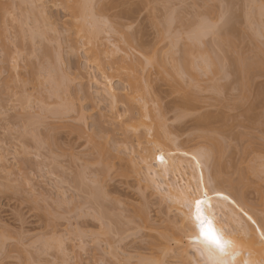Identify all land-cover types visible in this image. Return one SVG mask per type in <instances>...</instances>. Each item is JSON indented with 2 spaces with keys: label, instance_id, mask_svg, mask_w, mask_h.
I'll use <instances>...</instances> for the list:
<instances>
[{
  "label": "snow or ice",
  "instance_id": "1",
  "mask_svg": "<svg viewBox=\"0 0 264 264\" xmlns=\"http://www.w3.org/2000/svg\"><path fill=\"white\" fill-rule=\"evenodd\" d=\"M152 7L135 0H38L28 5L24 28L25 42L32 39L31 54L21 50L6 25L0 51V176L5 190H31L33 176L39 175L36 166L44 172L58 158L55 134L46 138L36 131L43 132L52 114L71 122L66 131L80 172L74 187L57 179L56 199L32 201L34 208L48 213V228L41 233H28L23 209H15V228L0 231V264H130L124 241L148 232L153 235L146 243L157 247L140 264H264V167L257 171L245 164L256 152L264 163V113L259 125L245 113L254 58L241 56L229 77L236 82L232 94L219 93L227 118L212 122L211 140L181 143L185 138L163 123L171 96L164 91L155 95L146 76L141 81V73L160 62L163 50L160 37L153 35L156 21L149 30L146 20L145 9ZM166 7V56L187 37L206 40L220 58L217 45L225 47L221 38L236 22V5L189 0ZM15 8L3 5L5 21ZM114 37L119 46L112 43ZM45 39L53 44L59 40L70 56L79 47V69L86 81L59 55L55 67L44 60L37 45ZM205 62L210 69L211 61ZM258 74L264 104V52ZM69 89L71 101L65 98ZM205 135L189 134L193 140ZM105 176L147 182L158 194L153 204L164 221L157 216L148 226L129 231L125 226H132L134 216L117 222L94 201L82 200L73 211L81 185L101 189ZM252 185L260 191L249 196L245 189Z\"/></svg>",
  "mask_w": 264,
  "mask_h": 264
},
{
  "label": "rangeland",
  "instance_id": "2",
  "mask_svg": "<svg viewBox=\"0 0 264 264\" xmlns=\"http://www.w3.org/2000/svg\"><path fill=\"white\" fill-rule=\"evenodd\" d=\"M50 2H52V0H50ZM53 2H55V0H53ZM135 2L138 5H144V6L149 4L153 5L151 10L145 9L146 20L149 23V30L153 27L151 23L152 20L154 19L156 21L155 28L157 29V31L154 32L153 35L154 37L157 35L161 37L159 39V44H160V48L163 50L159 52V56H160L159 60H161L162 63L159 62L157 64L158 66H160V68L157 65H155L152 68H150L147 71V73H141V81H143V79L146 76L147 80L149 81V86L153 89L155 95L159 96L160 92L164 91L171 96L172 99L166 106L164 112V122H163L164 127L168 128L169 131L175 129L178 133H180L181 136L185 138L184 140H181V143H187L188 145L195 143L199 139L211 140V129L213 127L212 122L213 121L219 122L220 119L227 118L225 110L221 105V103L219 102L220 101L219 93L226 91L228 94H232L234 88L236 87V82L233 79H230L229 77L233 76L234 69L239 63L241 56L243 58H247L249 56L253 57L254 58L253 63L257 62L256 61L257 59L260 62L259 58L262 53L260 54L261 51L257 50L259 49L260 46L256 49V47H254L256 45L254 44L255 43L258 44V42L253 43V39L251 37L252 35H254V33L257 32L256 30L260 32L259 31L260 28L258 29V27L255 28L253 26H257L260 20L263 21V24L260 21L259 25L260 23L264 25V17L262 19H259V21L258 19H256L257 23H255L252 26L250 22L251 21L254 22L255 21L254 18L256 17L253 18L252 15L251 18H253L254 21L251 20V18L250 20H248L249 17H247V15L250 14L253 10L254 11L251 14H256L254 12L259 13L260 10H262L260 14L261 17L264 16V12H263L264 0H199V2L201 3H211V4H223L227 2L232 3L236 5L237 19L235 24H230L228 26L225 35L221 38L222 43H225L224 44L225 47H220L219 45H217L220 58L217 57V52L213 51V49L208 45L206 40L201 42L202 45L199 44L200 46L195 42L196 45L199 47V51L201 55L195 52V54H198L199 56L196 57L195 55V59L194 57H191L193 58V61L196 60V62H192L193 67L190 65L189 62L191 60H187L188 57H186L189 56L190 50L194 52L196 48L195 47L194 49H190V50L189 48L187 49L188 45H190L189 43H191L189 41L191 40H188V38L186 37L177 44L176 51L178 50V48L179 50L178 52L175 51L176 54L175 55L173 54L172 56L174 57L179 56V58H174V57L172 58V56H166V55L164 57L163 54H165L164 52L167 51V49L164 48L165 41H163L164 39L162 37L164 34H163V30L161 29L162 25L166 21V17L168 14V9L166 6L188 3L189 0H135ZM192 2H196V0H192ZM5 3L16 5V8L14 10V12L16 13L13 12L12 16L10 17L11 19L8 18L7 21H5L4 17H2L4 14H2L3 6L1 5ZM0 7H1L0 17L3 18V19L0 18L1 19L0 27H2L0 28L1 29L0 51H2L5 47L4 36L7 25V29L11 30L12 35L14 37H18V46L21 48V50L23 51L26 49L29 51V54H31V51L33 49L32 39L28 37L27 39L28 41L26 43L25 36L24 35L22 36V34H24L23 30L25 26H27L26 24H28L27 21H29V14L31 10L28 8L29 10H27V12L25 11L27 14L22 16L20 14L21 10H19V0H0ZM22 11L24 12V10ZM213 14H215V12ZM59 15L60 12H57V16ZM22 17L27 20H23ZM257 17H259V14ZM249 26L251 28L252 27L255 28L256 32H253V34H251L252 31H254V29L252 28L253 29L252 30ZM259 27L264 28V26L262 27L261 25ZM249 28L252 31H250ZM160 32H161V36H160ZM19 33L21 38L19 37ZM259 38H261V36L257 37V40ZM259 40L261 41V39ZM104 42L107 44V38L104 39ZM112 43L119 46V38L118 37L113 38ZM59 44H60L59 40H57L55 44H53L49 39H45L44 41H42V43L40 42L37 45V47H39L40 49L43 48L42 51L44 50L43 57L44 60L46 58L45 61H48L47 59H49V61L55 67L56 66L55 59L59 55L60 58L63 60V62L67 64L70 68H72V71L74 73L79 72V78L82 79L81 81H86L84 80L86 79V73L84 74L83 70L79 69V65L81 63L79 57V52H80L79 47L76 48V51L77 50L78 51L76 52L77 54H75L73 57L68 55V52L63 49V46L61 44L60 45ZM191 45H193V42ZM183 46L186 48H184ZM45 47L47 48L46 50L44 49ZM225 48L227 50H225ZM155 49H156L155 45L153 44V51H156ZM181 50H183L185 53ZM186 50L188 51V53ZM137 51H140V49L138 48ZM184 54H186L185 56L186 58L182 56ZM204 55L205 57H203ZM162 56L165 58L167 67L164 64V58ZM209 56H211L210 57L211 59H209ZM201 59H203L202 62H200ZM205 59L210 61L212 60L211 62L212 63L214 62L213 65L216 66L215 67L216 69H214L212 65L210 69L208 68V66L204 65L206 64V62L205 63L203 62L206 61ZM184 60L186 64H184L185 63L183 62ZM171 62L172 64L169 67ZM182 63L184 64V66H182L183 65ZM187 63L191 66L190 69ZM194 63H198L197 64L198 66L196 65L197 70L196 67H194L195 66ZM199 64L201 66H199ZM180 67H182V69ZM205 67H207V69ZM159 69H162V71ZM254 69H255V74L252 76L250 80V89H249V96L251 97V99L248 105L245 107V113L249 117L251 122L255 123L256 125H259V122L262 117V113H264V104H262L261 102V78L258 74L259 65L257 67L254 66ZM198 70L201 73H198ZM180 74L182 76L184 74L183 76L184 79L183 77H181ZM174 75L175 77H173ZM37 76L38 75L34 76L35 77L34 81L38 85L39 80L36 79ZM177 76H180L179 77L180 79ZM190 76L193 77L194 80L190 79ZM194 81H196V83ZM134 83L135 82H132L133 87L136 86L134 85ZM217 86L218 87L220 86V89ZM69 90L65 98L71 101L72 100V96L70 94L71 89ZM69 94L71 97L69 96ZM50 99L53 100V103H58L53 98ZM71 126L72 125L69 119L56 118L55 115V116H48L47 119H45L43 132L41 131L40 128H37L36 130L37 134L44 135L46 138L51 136L53 133L55 134L57 138L56 143L58 150L56 153H54V156H57L58 158L55 159L52 165H50L44 172H41L39 165L36 166L35 172L39 173V175L33 176L31 190H28L27 188H25L24 191H15L12 190L11 188L5 190L4 188L5 178L3 176H0V231H2L4 228H12V229L15 228V216L13 215V212L17 208L23 209L24 217L26 220V224L23 227L26 228L28 233L38 234L48 228L47 211L34 208L32 206V201L34 199L35 200L56 199L57 196H59V193L56 192L54 187L57 183V179H63L65 184H70L73 187L76 185L80 168L76 154V148L73 146V144L69 143V137L66 131L67 129L71 128ZM157 126L158 125H156V131H157L156 135H160L158 133L160 129ZM191 133H206V135L203 137L197 136L196 139L193 140L189 136V134ZM158 163L159 162L157 161V164ZM245 164L246 166L250 168H254L257 171L261 167H264V163L261 162L259 152H256L253 154V156L249 157V159L245 161ZM101 185H102L101 189L103 188L102 191L101 189H96L88 185L87 183L82 184L80 189L76 192L74 196L75 203L73 206V211H75L76 206L80 205L82 200L84 203H90L94 201L98 205L102 206L104 211H106L110 216H112L113 219L117 220V222H119L121 217H124L126 219H132V217L134 216L135 219L133 220L132 226H127V225L125 226L128 227L129 231L133 230L134 227L148 226L150 220L152 222L156 221L157 216L160 217L161 222L164 221V214L156 210V205L153 204V200L157 198L158 194L149 186L147 182L141 183L139 179H130L127 177L108 179L105 176L104 179L101 181ZM253 189H255V192H253ZM259 191L260 189L258 185H252L245 189V193L249 196L255 195L259 193ZM154 210H156L155 215L153 214ZM137 221H139V223H137ZM81 223L87 224L89 223V221L83 220L81 221ZM191 226L195 229L194 225ZM191 226L190 228H192ZM193 228L192 230H194ZM192 230L190 229V231ZM152 235L153 233L148 232L146 235H141L139 237L134 235L130 239L124 241V252L127 253V260L130 262V264H140V260L142 258H148L154 254L155 244L146 243V241Z\"/></svg>",
  "mask_w": 264,
  "mask_h": 264
},
{
  "label": "bare ground",
  "instance_id": "3",
  "mask_svg": "<svg viewBox=\"0 0 264 264\" xmlns=\"http://www.w3.org/2000/svg\"><path fill=\"white\" fill-rule=\"evenodd\" d=\"M33 2H38V0H21V2H20V0H19V10H21L20 14H21L22 16H24L25 14H27L26 12H27V10H29V9H28V5L31 4V3H33ZM52 2H53V0H52ZM71 2H73V3H75V4H79V3H82L83 0H71ZM3 5H4V4H3ZM3 5H1V6H3ZM263 6H264V5H263ZM2 8H3V7H2ZM261 8H262V7H261ZM0 9H1V7H0ZM256 9H257V8H256ZM22 10H24V12H25V11H26V12L24 13ZM250 10H251V9H250ZM2 11H3V10H2ZM253 11H254V10H253ZM253 11H252L251 13H253ZM257 11H259V10H257ZM0 12H1V11H0ZM261 12H262V10H260L259 13L254 12V13H256V14H251V13H250L251 15L248 14V15H249V16L247 15V17H249L248 20H250V18H251L252 15H253V18L256 17V18H254V20L256 21V19H258V21H259V19H262V18L264 17V16L261 17V14H260ZM263 12H264V11H263ZM14 13H16V12H14ZM23 13H24V14H23ZM2 14H3V13H2ZM258 14H259V17H257ZM14 15H15V14H14ZM254 15H257V16H254ZM262 15H263V13H262ZM2 17H4V15H3ZM10 17H11V16H10ZM10 17H9V18H10ZM18 17H19V16H18ZM260 17H261V18H260ZM0 18H1V17H0ZM22 18H23V17H22ZM253 18H251V20H253ZM1 19H3V18H1ZM1 19H0V20H1ZM10 19H11V18H10ZM246 19H247V18H246ZM23 20H27V19H24V18H23ZM254 20H253V21H254ZM13 21H14V20H13ZM255 21H254V22H252V21L250 22L252 26H253L255 23H257V21H256V22H255ZM260 21H261V23L263 24V21H262V20H260ZM260 21H259V22H260ZM0 22H1V21H0ZM25 22H26V21H25ZM27 22H28V21H27ZM246 22H247V21H246ZM259 22H258L257 26H253V27H255V28L258 27V29L260 28V29H259L260 32H258V30H256V29L253 28V27H252V28L254 29V31H252L253 29H252L250 26H249V27H250L252 30H250V28H249V30L252 31L251 34H253V32H256V31L258 32V33H257V32L254 33V35H252L251 38L253 39V43L258 42L259 45H258L257 43H255L254 45H256V46H254V47H256V49H257V48L260 46L259 49H257V50H260L261 52H260V51H259V52H260V54H261L262 52H264V47H263L264 43H262V42L259 40V39H261V38H259V39L257 40V37H260V36L262 35V32H264V28H261V27H259V26L261 25V26L263 27L264 25H262L261 23H260V25H259ZM4 23H5V22H4ZM6 24H7V22H6ZM6 24H5V25H6ZM22 24H23V23H22ZM22 24H21V25H22ZM3 25H4V24H3ZM19 25H20V24H19ZM26 25H27V24H26ZM249 25H250V24H249ZM82 27H85V30H86V26H82ZM247 27H248V26H247ZM0 28H2V27H0ZM20 29H21V28H20ZM161 29L163 30V27H162ZM247 30H248V29H247ZM255 30H256V31H255ZM0 31H1V29H0ZM23 31H24V30H23ZM161 32H162V31H161ZM161 32H160V36H161ZM163 34H164V32H163ZM23 35H24V34H22V36H23ZM254 36H255L256 38H255ZM19 37H20V33H19ZM29 37L31 38V36H29ZM162 37H163V36H162ZM226 37H227V36H226ZM253 37H254V38H253ZM20 38H21V37H20ZM114 38H115V37H114ZM160 38H161V37H160ZM185 38H186V37H185ZM22 39H23V38H22ZM105 39H106V38H105ZM249 39H250V38H249ZM20 40H21V39H20ZM49 40H50V39H49ZM162 40H163V39H162ZM188 40H189V39H188ZM228 40H229V38H228ZM255 40H256V41H255ZM27 41H28V40H27ZM50 41H51V40H50ZM115 41H116V39H115ZM163 41H164V40H163ZM185 41H186V40H185ZM30 42H31V41H30ZM46 42H48V41H46ZM189 42H191V43H189L190 45H188L187 49L189 48V50H190V49H194L195 47H196V48H195L194 52H193L192 50H190V53H191V54L189 53V56H186V54L188 53L187 50H186L187 53L184 54V55H182V56H184V57H185V56L188 57L187 60H191V61H189V62H190V65L193 67V63H192V62H196V60L193 61V58H191V57H194V59H195V55H196V57L199 56V55H201V54H200V51H199V47L196 45V43H197L198 45H199V44L202 45V44H201V42H196L195 40H191V41H189ZM192 42H193V45H191ZM195 42H196V43H195ZM202 42H203V41H202ZM24 43H25V42H24ZM41 43H42V42H41ZM104 43H105V42H104ZM186 43H187V42H186ZM194 43H195V45H194ZM105 44H106V43H105ZM203 44H204V43H203ZM224 44H225V43H224ZM41 45H42V44H41ZM59 45H60V44H59ZM200 45H199V46H200ZM226 45H227V44H226ZM257 45H258V46H257ZM192 46H193V48H192ZM203 46H204V45H203ZM261 46H262L263 48H262ZM30 47H31V46H30ZM60 47H61V46H60ZM176 47H177V45H176ZM183 47H184V46H183ZM54 48H55V47H54ZM57 48H58V47H57ZM57 48H56V49H57ZM184 48H186V47H184ZM184 48H183V50H184ZM204 48H205V47H204ZM261 48H262V49H261ZM42 49H43V48H42ZM44 49L46 50L47 48L45 47ZM52 49H53V48H52ZM205 49H206V48H205ZM155 50H156V49H155ZM178 50H179V48H178ZM178 50H177L176 52H178ZM183 50H181V51H183ZM200 50H201V49H200ZM43 51H44V50H43ZM53 51H54V50H53ZM77 51H78V50H77ZM77 51H76V52H77ZM202 51H203V49H202ZM154 52H155V51H154ZM165 52H167V51H165ZM165 52H164V53H165ZM179 52H180V51H179ZM183 52H184V51H183ZM195 52H196V53H199V55H198V54H195ZM207 52H208V50H207ZM207 52H204V53H207ZM257 52H258V51H257ZM184 53H185V52H184ZM201 53H202V52H201ZM255 53H256V52H255ZM52 54H53V53H52ZM55 54H56V53H55ZM58 54H60V53H58ZM76 54H77V53H76ZM162 54H163V53H162ZM175 54H176V53H174V55H175ZM256 54H257V53H256ZM68 55H69V54H68ZM163 55H164V57H165V54H163ZM187 55H188V54H187ZM202 55H203V54H202ZM206 55H207V54H206ZM54 56H55V55H54ZM77 56H78V55H77ZM171 56H172V55H171ZM256 56H257V55H256ZM50 57H51V56H50ZM69 57H70V56H69ZM73 57H74V56H73ZM162 57H163V56H162ZM164 57H163V58H164ZM173 57H174V56H172V58H173ZM186 57H185V58H186ZM203 57H205V55H204ZM210 57H211V56H209V59H211ZM258 57H259V56H258ZM159 58H160V56H159ZM172 58H170V59H172ZM174 58H179V56L174 57ZM161 59H162V58H161ZM167 59H169V58H167ZM214 59H215V58H214ZM214 59H213V60H214ZM259 59H260V58H259ZM45 60H46V58H45ZM47 60L49 61V59H47ZM55 60H56V59H55ZM174 60H175V59H174ZM177 60H178V59H177ZM185 60H186V59H185ZM185 60H184L183 62H185ZM202 60H203V59H201L200 62H202ZM205 60H206V59H205ZM166 61H167V60H166ZM211 61H212V60H211ZM256 61H257V62H254V66H255V67H257L258 65L260 66V62H259V60L257 59ZM160 62H161V60H160ZM168 62H169V61H168ZM172 62H173V61H172ZM172 62L170 63L169 67L171 66ZM178 62H179V61H178ZM200 62H199V63H200ZM203 62L205 63V61H203ZM219 62H220V60H219ZM219 62H218V63H219ZM161 63H162V62H161ZM161 63H160V64H161ZM175 63H177V62H175ZM211 63H212V62H211ZM164 64L166 65L165 58H164ZM164 64H163V65H164ZM178 64H180V63H178ZM182 64H183V63H182ZM182 64H181V65H182ZM184 64H186V62H185ZM184 64H183L182 66H184ZM187 64H188V63H187ZM197 64H198V63H194V65H195L194 67H196V70H197V66H198ZM213 64H214V62H213L211 65L214 67V69H216V68H215L216 66H214ZM156 65H157V64H156ZM176 65H177V64H176ZM188 65H189V64H188ZM190 65H189V69H190V67H191ZM196 65H197V66H196ZM204 65L207 66V64H204ZM215 65H216V64H215ZM157 66H158V65H157ZM173 66H174V65H173ZM177 66H178V65H177ZM179 66H180V65H179ZM185 66H186V65H185ZM199 66H201V65L199 64ZM202 66H203V63H202ZM158 67L160 68V66H158ZM161 67H162V66H161ZM166 67H167V65H166ZM217 67H218V66H217ZM163 68H164V67H163ZM163 68H162V69H163ZM176 68H177V67H176ZM180 68L182 69V67H180ZM183 68H184V67H183ZM185 68H186V67H185ZM187 68H188V67H187ZM198 68H199V67H198ZM201 68H202V67H201ZM205 68L207 69V67H205ZM162 69H159V70L162 71ZM203 69H204V68H203ZM217 69H219V68H217ZM223 69H224V68H223ZM163 70H164V69H163ZM169 70H170V69H169ZM183 70H184V69H183ZM185 70H186V69H185ZM166 71H168V70H166ZM175 71H176V69H175ZM186 71H187V70H186ZM205 71H208V70H205ZM225 71H226V70H225ZM163 72H164V71H163ZM163 72H162V73H163ZM192 72H193V71H192ZM211 72H213V71H211ZM219 72H220V71H219ZM219 72H217V73H219ZM164 73H165V72H164ZM171 73H172V72H171ZM175 73H176V72H175ZM179 73H180V71H179ZM186 73H188V72H186ZM198 73H201V72H199V70H198ZM198 73H197V75H198ZM208 73H209V72H208ZM84 74H85V73H84ZM173 74H174V73H173ZM181 74H182V73H181ZM181 74H180V75H181ZM194 74H196V73H194ZM203 74H204V73H203ZM82 75H83V74H82ZM185 75H188V74H185ZM84 76H85V75H84ZM183 76H184V74H183ZM183 76L181 75V77H183ZM192 76H193V75H192ZM171 77H172V76H171ZM173 77H175V75H174ZM177 77L179 78L180 76H177ZM195 77H196V76H195ZM34 78H35V77H34ZM84 78H85V77H84ZM198 78H199V77H198ZM36 79L39 80L38 76H37ZM79 79L82 80L81 78H79ZM179 79H180V78H179ZM183 79H184V77H183ZM190 79H193V77L190 76ZM84 80H86V79H84ZM176 80H177V79H176ZM193 80H194V79H193ZM181 81H182V80H181ZM186 81H187V80H186ZM34 82H35V81H34ZM37 82H38V81H37ZM178 82H179V81H178ZM189 82H190V81H189ZM194 82L196 83V81H194ZM183 83H184V82H183ZM38 84H39V82H38ZM132 85H133V84H132ZM134 85H136V84L134 83ZM194 85H195V84H194ZM214 85H215V84H214ZM211 86H212V85H211ZM217 87H218V86H217ZM214 88H215V87H214ZM218 88L220 89V86H219ZM199 90H200V89H199ZM69 91H70V90H69ZM69 96H70V94H69ZM70 97H71V96H70ZM49 99H50V98H49ZM57 102H58V101H57ZM50 116H55V114H52V115H50ZM56 118H57V116H56ZM46 119H47V117H46ZM156 125H158L157 127L160 129V127H161L160 124L157 123ZM159 126H160V127H159ZM158 128H157V129H158ZM156 132H157V131H156ZM158 133L160 134V131H159ZM156 134H157V133H156ZM157 136L159 137V135H157ZM102 189H103V188H102ZM102 189H101V191H102ZM104 192H105V191H104ZM102 193H103V192H102ZM104 194H105V193H104ZM100 195H101V194H100ZM103 197H104V195H103ZM141 219H142V217H141ZM147 222H148V221H147ZM145 223H146V222H145ZM190 226H191V225H190ZM191 227H192V226H191ZM192 228H193V227H192ZM192 228H190V229L192 230ZM193 229H194V228H193ZM193 231H195V229L192 230V232H193ZM151 233H152V232H151ZM192 239H193V241H194L195 237H193ZM154 247H155L154 250H156L157 245H154ZM154 250H153V251H154ZM142 259H145V258H142Z\"/></svg>",
  "mask_w": 264,
  "mask_h": 264
}]
</instances>
